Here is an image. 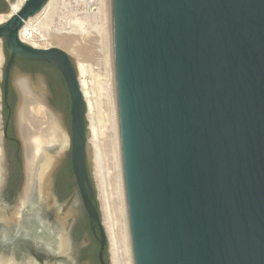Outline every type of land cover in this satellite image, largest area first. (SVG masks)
Wrapping results in <instances>:
<instances>
[{
  "label": "water",
  "instance_id": "95a60500",
  "mask_svg": "<svg viewBox=\"0 0 264 264\" xmlns=\"http://www.w3.org/2000/svg\"><path fill=\"white\" fill-rule=\"evenodd\" d=\"M49 1L27 0L18 14L0 25V40L8 55L0 110L16 59L50 64L61 74L70 97V160L78 191L74 198L81 201L91 232L97 236L99 263L111 264L88 153V106L76 61L64 49H37L20 37L26 21ZM109 1L134 263L264 264V0ZM13 73L33 77L20 68ZM11 84L19 103L14 79ZM18 103L14 126L24 183L13 206L4 198L10 163L0 112L6 168L0 204L9 209L18 205L26 178L24 146L16 123ZM59 166L60 162L51 194L56 207L64 208L55 190ZM40 218L41 222L39 218L26 222L55 224L46 209ZM26 222L11 227V233L19 234ZM73 223L68 255L47 249L36 255L30 251V259L38 264H67L70 258L78 264L71 238Z\"/></svg>",
  "mask_w": 264,
  "mask_h": 264
},
{
  "label": "bare ground",
  "instance_id": "6f19581e",
  "mask_svg": "<svg viewBox=\"0 0 264 264\" xmlns=\"http://www.w3.org/2000/svg\"><path fill=\"white\" fill-rule=\"evenodd\" d=\"M8 1L10 10L7 14H0V23L7 22L18 14L27 0H16L14 3ZM85 2L86 6H90V8L82 13V22H89L90 25L94 22V26L91 27L97 33V41L102 47L104 71L100 81L105 105L103 103L104 111L100 112L104 113V130L97 127L96 123L99 118L95 115L98 105L92 96L90 83L87 81L89 71L84 63L85 48L76 44L79 35H83L84 32H79L81 28L76 26H74L75 28H65L66 26L61 23L57 27L53 26L58 15L59 0H50L38 15L29 18L20 31V37L24 43L37 49L50 47H40L37 45L38 43H30L24 37L25 32L38 34L42 40L52 38L61 46L72 50L69 53L76 61L81 89L88 106V120L91 124L88 153L92 160L104 225L110 240L112 264H135L127 218L119 145L110 1L85 0ZM61 19L59 22H72ZM74 22H80L79 18L74 19ZM2 49V41H0V64L4 57ZM14 78V85L19 95L16 123L24 146L26 178L18 205L9 209L0 204V232L11 233L14 226L26 222L27 219L36 218L37 220L39 218L38 221L41 222L40 215L42 210L46 209L52 214L55 223L53 226H49L48 231L57 239L58 247L56 248L59 254L65 256L71 252L68 236L71 225L69 219L73 221L77 211L73 208V204L66 210V206L57 208L51 194V187L54 173L67 150V132L61 116L50 106L49 93L44 78L37 76L33 80L23 74H16ZM5 178L3 138L2 132H0V195ZM44 225L47 226L45 223ZM71 262L72 260L69 258L67 264H72ZM3 263L0 262V264ZM26 264L38 263L29 258Z\"/></svg>",
  "mask_w": 264,
  "mask_h": 264
},
{
  "label": "rangeland",
  "instance_id": "374dc122",
  "mask_svg": "<svg viewBox=\"0 0 264 264\" xmlns=\"http://www.w3.org/2000/svg\"><path fill=\"white\" fill-rule=\"evenodd\" d=\"M3 1L6 3L5 0ZM87 1H97V0H87ZM10 2L14 3L16 2V0H10ZM85 3H86L85 0H59L58 15L56 21L53 23V26L57 27L58 24L61 23L62 25L66 26L65 28H71L76 26L78 28H81L79 29V32L80 31L84 32L83 35H79L76 44L79 47L85 48L84 63L89 71L87 74V76H89L87 77L88 79L87 81L90 83V87L92 88V96L94 100L97 101V105H98V111L96 112L97 114L95 115H97L96 117L99 118L98 120H96V123H97V127L103 129L105 128V126L103 125L105 124V120H104L105 118H104V113L100 112L101 110L104 111L103 106L105 105L103 91H101V81H100V78H102L101 75L104 71L103 56L101 53L102 47L100 46L99 41H97V33L94 31V29H92V27L94 26L93 24L94 22H92L91 25L89 24V22H82V13L86 10H89L90 8V6H86ZM1 8H2V3H0V9ZM59 10L63 12H60ZM8 12L9 10L7 9L6 11H1L0 14H7ZM76 18H79L80 22H74V19ZM60 19L63 21L64 19H67L72 22H59ZM4 23L5 22H2L0 23V25ZM24 37L27 40H29L30 43L31 42L34 44L38 43L37 45H39L40 47H57L64 49L68 53L72 51L69 48L61 46L58 42H55L54 39L52 38L49 40H44V39L42 40V38H40L38 34H32L30 32L29 33L25 32ZM2 48H3L2 49L3 56L8 57L6 47L3 41H2ZM4 57H3V62L0 64V91L3 86L2 74L5 66ZM19 65L26 70H35L34 71L35 73L33 74L32 77L33 80L37 77L36 76L37 74L44 76L49 86L52 87L53 91L55 92V95L52 93V97H49V102L51 103L53 108L58 112V114L61 116L68 137L67 150L65 152V155L60 161V166L56 173L55 188L57 187L56 190L59 196L62 198L60 199V203H62V205L65 206L66 203L68 204L72 200L68 205H66L65 210L67 207H70V205L73 204V208L75 209V211H77V215L74 219V223L71 229V238L73 241V246L75 248L77 247V250L74 254L77 263L79 264L81 261H84L83 264H96V255L94 252L98 247V240L90 233V230L87 231V229L90 228V224L81 201L80 200L77 201L76 199H74L75 195L78 193L77 188L73 189L70 195H67L68 185L73 181V178L71 176H65L67 173V168L69 166L70 157H71L70 97L66 84L61 74L51 67H47V66L31 67L30 65L24 63H19ZM15 76L16 74L13 73L12 80L15 79L14 78ZM17 103H18V97L16 95L13 104L14 105L13 111L16 108ZM0 112H2L3 119L5 121L6 116L4 114V111L0 110ZM99 113L100 115L98 116ZM12 122H13V133L16 136L15 126H14V112L12 116ZM90 125L91 124L89 122L88 126L90 127ZM0 132H2V128H0ZM89 133H90V128H89ZM6 148L11 157V155L14 154L15 147H13L11 144L6 143ZM21 162H22V158H21ZM21 165H22V170H21V176L19 177L20 179L18 178V180L16 179L15 181V187H16L15 193L14 194L12 193V189H9L8 192L6 189L4 192L5 201L12 206L15 205L24 183L23 163H21ZM15 170L16 167H14V171ZM92 172L94 173L93 169ZM16 173L17 170L15 171V175ZM97 195L99 199V191L97 192ZM99 205L101 207L100 199H99ZM69 221H70L69 223H71L72 219L71 220L69 219ZM46 225L47 226L45 225L43 226L33 221H27L24 224V226L20 228L19 234L8 233L6 231L0 232V262L2 261V263L6 262L8 264H26L27 259L31 258L32 251L36 255L37 253L43 254V252L47 249L56 250L58 244L57 239L55 235H52L48 231L49 226H53L54 224L52 225L51 222H46ZM76 244L79 245L76 246ZM108 248L110 251L109 260L112 264L110 242Z\"/></svg>",
  "mask_w": 264,
  "mask_h": 264
},
{
  "label": "flooded vegetation",
  "instance_id": "af4514ba",
  "mask_svg": "<svg viewBox=\"0 0 264 264\" xmlns=\"http://www.w3.org/2000/svg\"><path fill=\"white\" fill-rule=\"evenodd\" d=\"M15 68H20L22 71H24L26 73H31V74H34L35 73L34 72L35 70H26L23 67H21L18 62L15 61L14 65L12 67V70H11V78H10V84H9L7 99H6V101L3 102V105H4L3 111H4V114L6 116L5 117L4 124H5V129L7 130V136H8L6 143L7 144H11L13 147H15L14 154L11 155V157L9 155V152L7 151L8 156H9V163H10V177H9V182H8V185H7V188H6L7 189V192L10 189L11 181H12L13 177L15 176V171L17 170V172H18V163H17V158H18L17 152H18V150H17L16 144L19 143V142L17 141L16 136L13 133L12 116H13V108H14V105L11 107V104H13V99L15 100V96H16L15 90H14L12 84H11L12 75H13V69H15ZM2 89H4V85L2 86ZM50 89H51L52 93L55 95V92L53 91V88L50 87ZM19 146H20V144H19ZM19 160H20V166H21V170H22V165H21V163H22L21 162V147H20V151H19ZM14 167H16V170L15 171H14ZM56 188H55V190H56ZM56 194H57L59 200L62 199L59 196L57 190H56ZM90 233L97 239V236L94 235L91 232V229H90ZM77 245H79V244H76V246ZM83 262L84 261H81L79 264H83Z\"/></svg>",
  "mask_w": 264,
  "mask_h": 264
},
{
  "label": "trees",
  "instance_id": "16d2710c",
  "mask_svg": "<svg viewBox=\"0 0 264 264\" xmlns=\"http://www.w3.org/2000/svg\"><path fill=\"white\" fill-rule=\"evenodd\" d=\"M0 3H2V8L0 9V12L1 11H6L8 9V5L3 1V0H0ZM16 62L18 63H24V64H27V65H30L31 67H44V66H47V67H51L53 68L54 70H56L53 66H51L50 64H46V63H43V62H32V61H26V60H22V59H16ZM57 71V70H56ZM58 72V71H57ZM59 73V72H58ZM13 104H14V99H13ZM13 104H11V107L13 106ZM17 146V163H18V172L17 174L13 177L12 181H11V185H10V189H12V193L14 194L15 191H16V187H15V180L21 176V166H20V160H19V151H20V146H19V143L16 144ZM65 176H71L73 178V181L68 185V191H67V195H70L71 192L73 191V189L77 188V184H76V181H75V177H74V174H73V171H72V165H71V160H70V163H69V166L67 168V173ZM94 204L96 205V207L98 208V203L97 201L94 199ZM87 230H90V228H88ZM98 252H99V244H98V247L96 249V251L94 252L95 255H96V264H100L99 263V260H98ZM104 258L106 260V262H108V253H107V249H106V252H105V255H104Z\"/></svg>",
  "mask_w": 264,
  "mask_h": 264
}]
</instances>
